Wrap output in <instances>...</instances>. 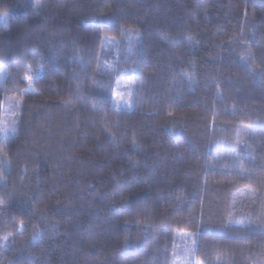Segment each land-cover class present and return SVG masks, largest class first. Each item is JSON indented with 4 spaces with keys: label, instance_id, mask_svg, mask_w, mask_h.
I'll list each match as a JSON object with an SVG mask.
<instances>
[{
    "label": "trees",
    "instance_id": "obj_1",
    "mask_svg": "<svg viewBox=\"0 0 264 264\" xmlns=\"http://www.w3.org/2000/svg\"><path fill=\"white\" fill-rule=\"evenodd\" d=\"M2 15L0 264H184L188 233L195 264H264V0H0Z\"/></svg>",
    "mask_w": 264,
    "mask_h": 264
},
{
    "label": "rangeland",
    "instance_id": "obj_2",
    "mask_svg": "<svg viewBox=\"0 0 264 264\" xmlns=\"http://www.w3.org/2000/svg\"><path fill=\"white\" fill-rule=\"evenodd\" d=\"M1 21L3 22L5 20V16H0ZM4 67L0 65V87L3 84L4 81ZM108 71L114 72L111 69H107ZM110 72H105V74H109ZM107 88V87H106ZM24 92L26 93H35L37 90L34 85H29L23 89ZM114 104L116 107L121 108V109H130L133 105V99H134V93H135V87L134 83L129 80H116L114 84ZM18 106L19 101H16ZM11 103H15V101H10L8 104L10 105ZM10 108L12 110L13 104L10 105ZM10 110V109H8ZM249 131L246 133H243L241 135V140L242 142L246 141V136ZM255 196L252 195L248 191H233L232 192V197H231V212L235 214L236 219L238 220L239 217H241V220L243 223L245 222H255L253 221V215H252V207L253 205L257 202L256 199L254 198ZM240 219V218H239ZM191 234H185V235H180L179 239H181L182 243L180 246L182 247V252L186 254L184 258V264H195L194 258H193V250L195 246L191 243L192 239Z\"/></svg>",
    "mask_w": 264,
    "mask_h": 264
}]
</instances>
